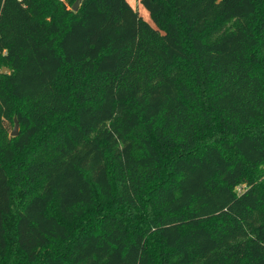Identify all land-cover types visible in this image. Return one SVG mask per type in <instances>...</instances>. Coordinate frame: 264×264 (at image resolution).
<instances>
[{
    "label": "trees",
    "instance_id": "obj_1",
    "mask_svg": "<svg viewBox=\"0 0 264 264\" xmlns=\"http://www.w3.org/2000/svg\"><path fill=\"white\" fill-rule=\"evenodd\" d=\"M76 1L0 0V264H264V0Z\"/></svg>",
    "mask_w": 264,
    "mask_h": 264
},
{
    "label": "rangeland",
    "instance_id": "obj_2",
    "mask_svg": "<svg viewBox=\"0 0 264 264\" xmlns=\"http://www.w3.org/2000/svg\"><path fill=\"white\" fill-rule=\"evenodd\" d=\"M129 2L146 22L154 25L149 10L142 4L141 0H129ZM14 128H15V125L10 127L11 130H14ZM19 129H20V126H19Z\"/></svg>",
    "mask_w": 264,
    "mask_h": 264
},
{
    "label": "water",
    "instance_id": "obj_3",
    "mask_svg": "<svg viewBox=\"0 0 264 264\" xmlns=\"http://www.w3.org/2000/svg\"><path fill=\"white\" fill-rule=\"evenodd\" d=\"M81 1H82V0H77V1H76V3L74 4V7H73V10H74V11H77V10H78ZM4 72L7 73L8 70L5 69ZM18 133H19V123H18L17 120H15V128H14V130H13V132H12L11 135H12V136H17Z\"/></svg>",
    "mask_w": 264,
    "mask_h": 264
},
{
    "label": "built area",
    "instance_id": "obj_4",
    "mask_svg": "<svg viewBox=\"0 0 264 264\" xmlns=\"http://www.w3.org/2000/svg\"><path fill=\"white\" fill-rule=\"evenodd\" d=\"M61 2H64V3H66L67 2V0H60Z\"/></svg>",
    "mask_w": 264,
    "mask_h": 264
}]
</instances>
